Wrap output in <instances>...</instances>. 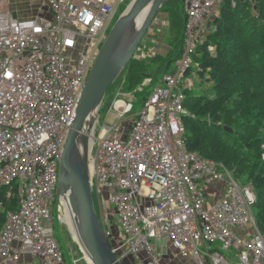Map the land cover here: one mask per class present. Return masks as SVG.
<instances>
[{
  "label": "built area",
  "instance_id": "2783aa9c",
  "mask_svg": "<svg viewBox=\"0 0 264 264\" xmlns=\"http://www.w3.org/2000/svg\"><path fill=\"white\" fill-rule=\"evenodd\" d=\"M224 1L184 0V53L176 68L160 77L139 113L127 116L134 105L126 104L115 123L100 128L98 139L97 115L89 150L92 193L107 210L105 222L100 220L122 262L169 264L154 243L163 240L193 264H264L253 188L186 146L184 102L192 90L187 75L198 45L216 32ZM231 2L236 6V0ZM125 3L47 0L44 15L20 19L0 0L4 264H19L25 253L41 257L43 264H67L53 226L54 210L57 219L61 210L66 213L56 194L62 153L84 85ZM138 51L139 58L147 57L142 48ZM210 183L227 185L224 196L213 202ZM115 217L119 237L112 231Z\"/></svg>",
  "mask_w": 264,
  "mask_h": 264
},
{
  "label": "trees",
  "instance_id": "16d2710c",
  "mask_svg": "<svg viewBox=\"0 0 264 264\" xmlns=\"http://www.w3.org/2000/svg\"><path fill=\"white\" fill-rule=\"evenodd\" d=\"M160 13L168 15L167 51L145 58L135 53L106 97L122 83L126 90L135 91L147 79L157 84L161 76L174 70L184 53V0H169ZM216 26L194 56L199 75L207 76L211 87L202 94L186 91V146L190 152L223 164L240 184L253 188L256 223L264 236V0H236V6L225 0ZM154 42L144 38L139 48L144 43L155 48ZM150 87L141 92L143 104ZM110 106L108 101L107 111ZM16 206V200L8 204L11 210ZM95 208L100 216L96 202Z\"/></svg>",
  "mask_w": 264,
  "mask_h": 264
},
{
  "label": "water",
  "instance_id": "95a60500",
  "mask_svg": "<svg viewBox=\"0 0 264 264\" xmlns=\"http://www.w3.org/2000/svg\"><path fill=\"white\" fill-rule=\"evenodd\" d=\"M169 0H133L100 48L84 85L74 124L62 153L57 196L72 215L81 249L91 264H124L115 253L96 208L91 187L89 138L82 136L95 108L129 63ZM82 137V138H81Z\"/></svg>",
  "mask_w": 264,
  "mask_h": 264
},
{
  "label": "rangeland",
  "instance_id": "374dc122",
  "mask_svg": "<svg viewBox=\"0 0 264 264\" xmlns=\"http://www.w3.org/2000/svg\"><path fill=\"white\" fill-rule=\"evenodd\" d=\"M133 2V0H126L125 5L122 7V9L128 4V6ZM122 9H120L112 23L111 29L109 33L111 32L113 26L115 25L116 21L118 20L119 16L123 13ZM168 15L166 13H159L157 18L154 20L152 23V26L150 27L145 39L150 40L154 39L155 40V46L157 49H155L154 52H163V48L165 49L167 47L166 45V38L169 35V30H168V21H167ZM108 33V35H109ZM105 42V41H104ZM103 45V44H102ZM101 45V48H102ZM164 45V47H163ZM148 45L144 43L142 46V50L145 51V54L148 56L150 53V50H153V48H147ZM167 50V49H165ZM211 52H214V48H211ZM141 54L140 51L136 52V57ZM150 56V55H149ZM176 68V64L174 66V69ZM150 79V78H149ZM187 79L192 82V92L195 94H202L203 91L208 90L211 87V84L207 81V76L201 77L199 75V68L194 64L193 68L191 70V73L187 75ZM148 80V79H147ZM147 80L144 82L145 87L151 85L150 88L148 89H153L156 84L153 82H147ZM143 87V86H142ZM141 88L143 89L145 88ZM140 88L136 89L135 91H128L125 89V83H122L119 87H116V92L113 90L108 97L105 98L103 107H101L99 111V124L97 128V133H96V138L101 137L100 133V128L103 127L105 124H113L116 122V116L119 114L120 111H122L125 108L126 104H133L134 109L133 112H130L127 114V116H131L134 113H139L143 109V94L141 93ZM108 101L111 102V106L109 107L107 111V104ZM123 106V107H122ZM122 107V108H121ZM96 115L90 122L91 128L94 130L95 126V120H96ZM89 150L91 147V138H89ZM91 171V168H90ZM240 182V181H239ZM241 183V182H240ZM94 200L96 202L97 208L100 211V216L105 222V214H107L105 207L99 206V202L96 198L94 197ZM110 208H108L110 211H113L114 208L113 206L109 205ZM65 212L61 210L59 212V219H57L56 215V210H54V221H53V226L55 230V235L63 249L64 255L66 257L67 263L68 264H87V258L83 254L82 251H80L79 245L77 244V241L74 238V233L75 230H73V222L71 219V214L69 211V208L65 202ZM62 216V217H61ZM114 223L117 226H120L119 220L117 217L114 218ZM73 230V234L71 230ZM157 247L159 253L165 255L170 252V247L166 243V241L160 240L157 242H154ZM89 261V260H88ZM90 262V261H89Z\"/></svg>",
  "mask_w": 264,
  "mask_h": 264
},
{
  "label": "crops",
  "instance_id": "0c3cea01",
  "mask_svg": "<svg viewBox=\"0 0 264 264\" xmlns=\"http://www.w3.org/2000/svg\"><path fill=\"white\" fill-rule=\"evenodd\" d=\"M5 2L7 8L14 14V16L20 19L35 18L39 15H44L46 13L47 0H5ZM165 49H168V47H166ZM165 49L163 48V52L167 51ZM142 86L145 87V83H143ZM142 86L141 88H143ZM226 189H227L226 184L210 183L208 185V195L210 196L209 200L213 202L214 200L223 197L226 192ZM101 207L102 205L100 206V209ZM114 222L115 221H113L112 231L116 237H119L121 234L120 226L115 225ZM70 230L73 234V230H75L74 226H73V230L72 229ZM169 247H170V252L165 255V262L169 264H193L188 260L181 259L179 256H177V252L171 246ZM0 264H4L1 256H0ZM19 264H43V259L39 256L25 253L21 256ZM87 264H91V263L87 260Z\"/></svg>",
  "mask_w": 264,
  "mask_h": 264
},
{
  "label": "bare ground",
  "instance_id": "6f19581e",
  "mask_svg": "<svg viewBox=\"0 0 264 264\" xmlns=\"http://www.w3.org/2000/svg\"><path fill=\"white\" fill-rule=\"evenodd\" d=\"M101 107H103V103L102 104H100V105H98L96 108H95V110L93 111V113L90 115V117H89V119H88V123H87V125H86V131H84V133H82V136H84V137H86V138H91L92 139V137H93V129L91 128V126H90V120H91V118L93 117V115H98V113H99V111H100V109H101ZM97 118V117H96ZM95 123H96V120H95ZM82 138V137H81ZM91 145H92V143H91ZM91 148V147H90ZM63 205H64V207H65V200L63 201ZM62 217V216H61ZM71 217H72V215H71ZM72 222H73V220H72ZM73 226H74V224H73ZM74 228H75V226H74ZM74 238H75V240L77 241V244L79 245V248L81 249V245H80V243H79V241H78V236H77V233H76V230H75V233H74ZM82 250V249H81ZM87 257V256H86ZM87 259H88V257H87ZM89 260V259H88ZM90 261V260H89ZM91 263V262H90Z\"/></svg>",
  "mask_w": 264,
  "mask_h": 264
}]
</instances>
